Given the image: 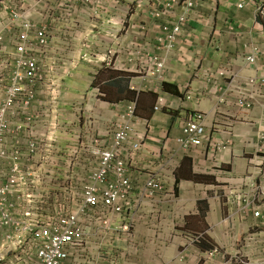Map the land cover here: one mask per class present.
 I'll return each mask as SVG.
<instances>
[{"label":"crops","instance_id":"obj_1","mask_svg":"<svg viewBox=\"0 0 264 264\" xmlns=\"http://www.w3.org/2000/svg\"><path fill=\"white\" fill-rule=\"evenodd\" d=\"M158 3L0 0L2 58L14 53L19 36L13 16H27L51 32L45 67L63 81L58 132L50 133L45 118L4 138L8 149L24 148L25 139L40 145L54 140L60 155L56 166L38 155L32 159L41 176L36 180L34 172L19 187L14 213L22 218L37 210L45 218L55 198L80 192L100 166V154H94L112 146L115 125L128 124L132 131L121 159L131 200L112 231H89L85 255L96 264H264V0L260 13L258 6L238 10V0H198L173 49L159 37L184 10L178 5L156 16ZM253 52L259 56L249 64L245 57ZM60 57L66 68L53 75L51 63ZM152 58L164 65L158 75L148 71ZM219 69L225 76L217 75ZM163 83L175 85L179 95L165 92ZM50 97L44 87L31 111L49 107ZM244 98L250 109L238 107ZM130 106L133 118L127 117ZM199 114L204 134L184 149L182 126ZM135 142L141 143L137 150ZM72 149L78 162L67 172L62 156ZM6 172L8 164L0 163V175ZM153 178L163 190L148 195L144 187ZM5 180L0 177V185ZM40 198L46 201L40 204Z\"/></svg>","mask_w":264,"mask_h":264},{"label":"built area","instance_id":"obj_2","mask_svg":"<svg viewBox=\"0 0 264 264\" xmlns=\"http://www.w3.org/2000/svg\"><path fill=\"white\" fill-rule=\"evenodd\" d=\"M158 11H171L172 8L182 5L184 13L179 16L177 22L172 28L164 26L162 36L159 37L161 43L164 39L168 42V49H173L178 37L183 29L191 20L192 13L195 12L198 0H158ZM259 0H238L237 8L244 9L246 6H258ZM257 11H262L258 6ZM163 14V12H162ZM28 20L27 16H24ZM25 31L19 33L15 41V52L11 56V80L6 85L4 91L0 88V163H7L8 172L5 182L0 185V231L2 232L1 249L4 251L20 250L22 257H17L16 264H96V259L85 255L86 237L93 227L90 223V217L93 212L100 210L103 212L101 219L102 226L106 229L105 233L113 230L112 221L117 215L123 214L129 206L131 200L132 184L127 178L126 164L121 159L123 145L130 140L131 126L128 124L115 125L114 139L112 146L100 153V166L91 176V182L84 184L82 188V200L78 202L72 210H68L65 202L60 203L53 209L51 214L45 218L39 217L36 211H25L22 218H18L14 211L17 204L14 201L18 189L27 184V180L36 173V180L40 176L31 166L34 157L41 156L46 159L47 164L57 165L58 155L54 151V146L50 143L40 145L37 140L25 139L24 148L8 149L4 138L22 131L21 115L28 121L32 128L40 119L50 118V127L53 131L59 128L58 104L61 97V84L58 80L51 81L50 84L57 88L48 87L52 92L50 97V106L41 112L34 113L31 108L34 104H39L37 100L39 79V65L36 52H42L40 48H46L49 44L45 29H39L34 24L25 23ZM33 35L29 31L34 30ZM35 37L34 39H32ZM2 36L0 35V42ZM258 53L245 57L246 61L255 64ZM152 67L148 71L152 75H158L163 70V63L156 58L151 59ZM217 75L225 76V70L219 69ZM253 83V81H252ZM189 99V97H187ZM161 100L159 99L158 102ZM238 107L249 109L250 103L241 99L238 101ZM159 106H156L158 109ZM127 117L134 116V107L130 106ZM15 119L19 123H15ZM184 138L182 147L189 149L198 145L200 137L204 134L202 124V115H197L194 119L186 121L182 126ZM98 142V141H95ZM94 143V142H93ZM140 142L132 145L134 150L139 149ZM75 156L73 153L69 157ZM27 161V163H25ZM154 188V190H151ZM146 193L151 195L153 191L162 189L161 183L157 179H150L145 187ZM32 200V199H29ZM42 203L46 201L43 198L37 199ZM55 204L59 201H69V199H54ZM31 202V201H30ZM260 213L256 211L255 217ZM125 226L122 227V229ZM103 231V229H100ZM217 250L209 253H213ZM209 255V256H210ZM0 259H4L0 256Z\"/></svg>","mask_w":264,"mask_h":264},{"label":"rangeland","instance_id":"obj_3","mask_svg":"<svg viewBox=\"0 0 264 264\" xmlns=\"http://www.w3.org/2000/svg\"><path fill=\"white\" fill-rule=\"evenodd\" d=\"M69 1H72V2H75L76 4H79V5H84V6H89L91 4V1L92 0H69ZM261 12V11H260ZM259 11H257V13H260ZM97 18V17H96ZM13 21H14V24L18 26V28H20L18 31L19 33H23L25 31L24 27H26V24L25 23H29L31 24V22L29 20H25L24 16L22 15H14L13 16ZM38 28V27H37ZM34 30L32 31H29V35H33L34 34ZM46 34L48 36V40H50L51 38V32L50 31H46ZM0 35L2 36V40L4 39V34L1 32L0 30ZM35 37H33L32 39H34ZM49 45V44H48ZM48 45L47 47L44 49V48H40V50H42V52H36L34 54V56L37 58V61H38V65H39V79L37 81L36 84H38V86H36L35 90L37 91V100L39 101L40 100V95L43 93L44 91V87H46V92H50L48 87L50 88H57L55 87L54 85H51L50 82L51 81H54V80H58L61 84V96H62V83L63 81L58 79L57 77H51L49 76L50 75V70L49 68H46L45 67V60H47L46 56H45V53H46V49L48 48ZM15 52V51H14ZM13 53H10L8 56H7V59H3L2 55H1V51H0V88H2V92L4 91V88L6 87V84H4L3 81H5V77L8 79L7 80V83L9 84V81L11 80V74L13 72V70H11V56H12ZM89 55V54H87ZM259 55H257V58H258ZM88 57H91V56H88ZM256 62H257V59H256ZM255 62V63H256ZM247 63H249L247 61ZM66 64L65 63V59L61 58L60 57V62L57 61V60H54L52 63H51V68H52V71H51V74H59L60 71L59 69L62 67V69L66 68ZM251 64V63H249ZM6 70L8 72H6ZM64 71V70H63ZM253 81V83H252ZM250 84L251 85H255V81L254 80H250ZM48 86V87H47ZM260 87H264V79H262L260 81ZM52 93V92H50ZM61 98V97H60ZM162 101V99H160ZM245 101H247L248 103H250V106L252 105V102L247 100V98H244ZM159 101V99H158ZM161 101L158 102L157 106H159L161 104ZM60 104H61V99H60ZM250 109V108H249ZM23 124H22V130L26 129V128H29L30 130L32 129V125L26 121L23 117H22V121H21ZM53 128L55 129V131L58 132V130L53 126ZM55 131L52 130L51 128V131L50 133L54 134ZM19 133V132H18ZM17 134V133H16ZM7 137V136H6ZM54 140L48 142V143H52ZM39 143V141L37 142ZM72 148V147H70ZM98 150V148H97ZM99 152H101L100 150H98ZM96 152V151H95ZM69 154L70 153H73L74 155H76L78 152L75 151L74 149L71 150V152H68ZM95 156H98V154H94ZM62 160L64 161L65 165H66V169H67V172H70L72 167L78 162V159L77 158H74V157H65V156H62ZM43 162H47L46 159L42 160ZM25 163H27V161H25ZM9 166V165H8ZM162 186V185H161ZM151 190H154V188H152ZM163 190V187L162 189ZM159 190V191H161ZM153 192H156V191H153ZM69 201H65V204L67 205V208L68 210H72L74 208V206L77 205L78 202L81 203V200H82V187H81V191H75L74 192V196H70V195H67ZM71 201H75V204L72 205V202ZM61 203V201H59L58 203H56L54 206H51L49 208L52 209V212H53V209L55 207H57L59 204ZM51 212V213H52ZM49 213V214H51ZM103 212L101 211V209L99 210H96L95 212H93V216L90 217V223H91V226L95 229V230H99V229H103V232H106V229L102 226L101 224V219L103 218V215L101 216ZM113 222V221H112ZM112 227L114 228V226L112 225ZM123 230H129L128 227H125L123 228ZM20 250H16V251H10V252H4V250L1 249V243H0V255H4L6 254L7 256H5V259L4 260H1L0 259V264H3V263H7V264H11L9 262V260L11 259H16V257H22L25 256L24 254H17V252H19ZM89 254V253H88ZM89 256H92L89 254Z\"/></svg>","mask_w":264,"mask_h":264},{"label":"trees","instance_id":"obj_4","mask_svg":"<svg viewBox=\"0 0 264 264\" xmlns=\"http://www.w3.org/2000/svg\"><path fill=\"white\" fill-rule=\"evenodd\" d=\"M163 90L172 94L179 95L178 89L175 85L169 83H163Z\"/></svg>","mask_w":264,"mask_h":264},{"label":"clouds","instance_id":"obj_5","mask_svg":"<svg viewBox=\"0 0 264 264\" xmlns=\"http://www.w3.org/2000/svg\"><path fill=\"white\" fill-rule=\"evenodd\" d=\"M258 5H259V3H258ZM238 10H239V9H238ZM242 10H243V9H242ZM256 53H257V52H256ZM252 54H253V53H252ZM252 54H251V55H252ZM246 57H247V56H246ZM9 252H10V251H9ZM0 256H3V255H0ZM4 259H5V257H4ZM4 259H1V260H4Z\"/></svg>","mask_w":264,"mask_h":264}]
</instances>
